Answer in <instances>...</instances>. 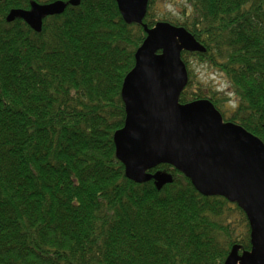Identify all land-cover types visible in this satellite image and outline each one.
<instances>
[{"label":"trees","instance_id":"obj_1","mask_svg":"<svg viewBox=\"0 0 264 264\" xmlns=\"http://www.w3.org/2000/svg\"><path fill=\"white\" fill-rule=\"evenodd\" d=\"M53 1H0V264H224L234 246L249 251L237 203L201 194L170 164L148 171L172 175L160 190L137 183L116 157L123 82L145 26L160 21L156 0L142 24L127 23L116 0L68 4L41 32L7 21L14 8ZM161 20L205 47L181 52L179 101L209 99L264 142V0H187L181 17ZM193 61L232 91L198 84Z\"/></svg>","mask_w":264,"mask_h":264},{"label":"water","instance_id":"obj_2","mask_svg":"<svg viewBox=\"0 0 264 264\" xmlns=\"http://www.w3.org/2000/svg\"><path fill=\"white\" fill-rule=\"evenodd\" d=\"M81 1L33 2L30 9H12L7 21L20 17L41 32L45 17ZM116 1L127 23H143L149 0ZM145 31L121 90L125 124L114 134L126 177L137 183L153 179L160 190L172 175L148 171L170 164L201 194L237 203L247 215L252 247L239 255L234 246L224 264H264V142L243 126L225 122L209 99L179 101L188 83L182 50H205L186 28L158 21Z\"/></svg>","mask_w":264,"mask_h":264},{"label":"rangeland","instance_id":"obj_3","mask_svg":"<svg viewBox=\"0 0 264 264\" xmlns=\"http://www.w3.org/2000/svg\"><path fill=\"white\" fill-rule=\"evenodd\" d=\"M186 2L187 0H156L154 10L158 17L157 19L163 21L161 20L163 18L181 17L182 6L186 4ZM192 69L198 84H210L214 89L216 88L219 91H232L231 84L209 65L193 61ZM229 95L231 96L233 94L230 92Z\"/></svg>","mask_w":264,"mask_h":264}]
</instances>
